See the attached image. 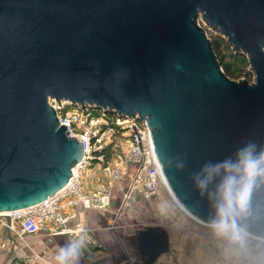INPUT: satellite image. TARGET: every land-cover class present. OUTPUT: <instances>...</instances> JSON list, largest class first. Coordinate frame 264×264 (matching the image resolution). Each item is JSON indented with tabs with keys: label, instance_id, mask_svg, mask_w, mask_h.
Segmentation results:
<instances>
[{
	"label": "water",
	"instance_id": "95a60500",
	"mask_svg": "<svg viewBox=\"0 0 264 264\" xmlns=\"http://www.w3.org/2000/svg\"><path fill=\"white\" fill-rule=\"evenodd\" d=\"M198 18L247 58L252 84L224 75ZM50 101L144 121L171 194L212 226L242 163L205 165L264 152V0H0V215L53 197L82 159ZM234 220L264 241V176ZM135 242L148 264L168 251L158 228Z\"/></svg>",
	"mask_w": 264,
	"mask_h": 264
},
{
	"label": "built area",
	"instance_id": "2783aa9c",
	"mask_svg": "<svg viewBox=\"0 0 264 264\" xmlns=\"http://www.w3.org/2000/svg\"><path fill=\"white\" fill-rule=\"evenodd\" d=\"M49 105L55 111L60 126L66 127L68 137L75 138L82 144L83 156L68 184L53 197L27 211L0 216V225L7 234L13 235L11 241H8L10 246L0 239V255L9 253L8 262L21 251L17 250L15 243L26 245L27 238L41 232H46L49 236L65 235L73 241L78 238V233L84 235L79 232L84 229L87 236L85 246L99 248L91 230L79 224L73 228L69 226L78 218V206L84 210H92L106 209L109 205L110 192L105 188L97 189L90 196L82 193V177L88 169L97 168L106 173L112 184L120 183L130 171L131 178L124 199L138 190L140 198L148 202L155 198L159 190L166 191L150 132L144 121H140L137 116L131 119L116 114H105L88 106L74 108L66 102L50 101ZM67 109L70 110L65 112ZM117 136L123 146L121 155L105 166L102 152Z\"/></svg>",
	"mask_w": 264,
	"mask_h": 264
},
{
	"label": "rangeland",
	"instance_id": "374dc122",
	"mask_svg": "<svg viewBox=\"0 0 264 264\" xmlns=\"http://www.w3.org/2000/svg\"><path fill=\"white\" fill-rule=\"evenodd\" d=\"M197 24L205 32L207 39L213 41L220 38L228 45L219 33L208 27L200 18H198ZM230 49L233 55L239 54L235 53L231 47ZM220 57L224 58V62H229L228 52L224 46H222ZM244 59L246 62L233 63V66L237 70H241L243 74L246 73L247 76L233 81H246L248 84H252L254 75L245 56ZM121 146L119 136L115 137L111 150L112 160H117V157H120ZM126 189L127 186L123 189L122 198L115 200L116 209L120 208L124 213L118 221V227L124 228L122 232H125L126 236H124L123 242L126 247L135 250V237L139 232L147 228H158L167 235L172 247L180 246L179 252H182L184 256L188 257L195 253L198 257L212 258L216 264H264V241L242 235L238 230L235 235H221L213 226L197 223L180 210L167 190V192L159 190L151 201L145 202L141 199V201L136 200L135 204H132L129 201L130 198L124 199ZM126 202H129L128 206H125ZM12 238L13 235L7 234V237L1 240L10 246L8 241H11ZM17 250L19 251L18 247ZM170 257H173V254L168 249L156 260L160 262L153 264H172L171 262L174 260L169 259ZM8 258L9 253L1 254L0 264H42L32 261L27 250L16 253L10 262H8Z\"/></svg>",
	"mask_w": 264,
	"mask_h": 264
},
{
	"label": "crops",
	"instance_id": "0c3cea01",
	"mask_svg": "<svg viewBox=\"0 0 264 264\" xmlns=\"http://www.w3.org/2000/svg\"><path fill=\"white\" fill-rule=\"evenodd\" d=\"M82 193L92 195L97 189L105 188L110 192L109 205L106 209L84 210L81 206L76 208L78 218L75 223L70 224L73 228L76 224L86 227L92 231L99 248L92 249L84 246L78 264H148L147 259L141 254L137 246L135 250L126 247L123 242L125 232L124 228L118 227V221L124 213L116 209L115 200L122 198L123 189L128 184H112L109 182L106 173L97 168L88 169L82 177ZM130 198V199H129ZM129 201L135 204L140 200L139 191H134ZM129 203V202H128ZM126 202L125 206H128ZM7 237L6 230L0 227V239ZM130 237V236H129ZM70 238L65 235L49 236L46 232L26 239V245L16 244L19 250L28 251L32 261H38L42 264H56V254L58 250L70 242ZM168 249L173 254L172 264H216L212 258L198 257L195 253L190 256H184L179 247H172L168 240ZM156 263L160 261H155Z\"/></svg>",
	"mask_w": 264,
	"mask_h": 264
},
{
	"label": "clouds",
	"instance_id": "9594fccd",
	"mask_svg": "<svg viewBox=\"0 0 264 264\" xmlns=\"http://www.w3.org/2000/svg\"><path fill=\"white\" fill-rule=\"evenodd\" d=\"M254 146L242 149L243 161H223L212 165L206 164L208 168H219L221 164L232 168L242 163L239 176H227L220 186L221 203L217 207L218 219L213 222L214 229L221 235H235L236 226L234 214L237 209L243 210L250 198L251 190L259 176H264V152L256 155ZM84 235L77 234L78 238L61 247L56 254V264H78L83 247L86 245L87 236L84 229L79 230Z\"/></svg>",
	"mask_w": 264,
	"mask_h": 264
},
{
	"label": "trees",
	"instance_id": "16d2710c",
	"mask_svg": "<svg viewBox=\"0 0 264 264\" xmlns=\"http://www.w3.org/2000/svg\"><path fill=\"white\" fill-rule=\"evenodd\" d=\"M212 51L219 63L220 68L222 69L224 75L231 81L240 80L247 76L246 73L243 74L241 70H237L234 68L233 63H244L246 62L244 59V56L240 54H234L232 53L230 46L226 45L224 41L220 38L214 39L213 41L210 40ZM222 46L225 47L226 51L228 52V61L224 62V58L220 57V52L222 50ZM70 109H67L65 112H67ZM97 113V112H96ZM113 148V142L106 148L102 154H104V163L105 166L111 162L112 160V150Z\"/></svg>",
	"mask_w": 264,
	"mask_h": 264
},
{
	"label": "bare ground",
	"instance_id": "6f19581e",
	"mask_svg": "<svg viewBox=\"0 0 264 264\" xmlns=\"http://www.w3.org/2000/svg\"><path fill=\"white\" fill-rule=\"evenodd\" d=\"M165 182V181H164ZM165 186H166V190L168 191L169 195L171 196V198L173 199L174 203L180 208V210L189 218H191L192 220L196 221L194 218H192L179 204L178 202L175 200V198L173 197V195L171 194L170 190L168 189L166 183H165ZM0 216H6V215H0ZM197 223H199L198 221H196ZM201 224V223H199ZM203 225V224H201ZM236 230H238L242 235H245V236H248L246 233H244L243 231L239 230L236 228Z\"/></svg>",
	"mask_w": 264,
	"mask_h": 264
}]
</instances>
